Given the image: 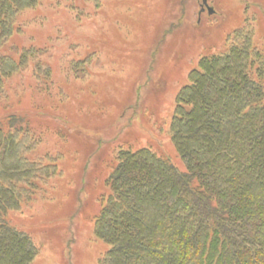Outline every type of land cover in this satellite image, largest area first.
Segmentation results:
<instances>
[{
  "label": "rangeland",
  "instance_id": "rangeland-1",
  "mask_svg": "<svg viewBox=\"0 0 264 264\" xmlns=\"http://www.w3.org/2000/svg\"><path fill=\"white\" fill-rule=\"evenodd\" d=\"M236 30L264 55V0H40L20 10L2 53L35 54L0 90V126L23 119L36 154L60 168L7 214L39 248L36 264H101L107 245L92 218L116 144L105 140L133 126L136 143L177 156L168 130L177 95L202 55L224 49ZM77 117L80 130L66 140Z\"/></svg>",
  "mask_w": 264,
  "mask_h": 264
},
{
  "label": "trees",
  "instance_id": "trees-1",
  "mask_svg": "<svg viewBox=\"0 0 264 264\" xmlns=\"http://www.w3.org/2000/svg\"><path fill=\"white\" fill-rule=\"evenodd\" d=\"M39 1L0 0V90L34 58L2 49L20 10ZM231 39L202 55L177 95L168 128L176 160L136 143L133 126L105 140L116 144L92 218L107 245L101 264H264V55L249 31ZM78 117L68 119L66 140ZM33 136L19 117L0 126V264H36L39 248L7 214L60 172L57 159L36 154Z\"/></svg>",
  "mask_w": 264,
  "mask_h": 264
},
{
  "label": "water",
  "instance_id": "water-1",
  "mask_svg": "<svg viewBox=\"0 0 264 264\" xmlns=\"http://www.w3.org/2000/svg\"><path fill=\"white\" fill-rule=\"evenodd\" d=\"M203 1H204L205 4H207V0H203ZM203 10H205V7H202V11L201 12H203ZM213 11H214V9L212 7H209V12L213 13Z\"/></svg>",
  "mask_w": 264,
  "mask_h": 264
}]
</instances>
